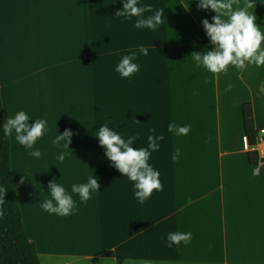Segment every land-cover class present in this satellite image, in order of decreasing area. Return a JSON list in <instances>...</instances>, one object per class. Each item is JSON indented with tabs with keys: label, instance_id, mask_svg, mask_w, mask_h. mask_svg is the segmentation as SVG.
I'll list each match as a JSON object with an SVG mask.
<instances>
[{
	"label": "crops",
	"instance_id": "obj_1",
	"mask_svg": "<svg viewBox=\"0 0 264 264\" xmlns=\"http://www.w3.org/2000/svg\"><path fill=\"white\" fill-rule=\"evenodd\" d=\"M252 2L248 11L264 32V0ZM138 4L162 11L155 31L135 28L136 17H117L123 0H0L5 117L23 111L29 124L47 121L48 132L35 145L40 158L11 135L15 188L40 263L264 264V163H249L242 114L251 103L255 128L264 129L258 92L264 65L212 74L191 54L211 49L202 20L211 23L214 12L196 0ZM141 45L147 55L139 53ZM132 52L139 72L121 78L115 67ZM170 123L190 128L177 136ZM103 124L125 140L137 136L133 147L147 148L151 129L164 136L149 160L162 191L145 203L137 202L132 182L111 166L93 136ZM66 130L69 148L53 145ZM92 175L100 191L82 203L71 186ZM53 180L73 196L74 214L42 210ZM169 232H190L192 239L167 247Z\"/></svg>",
	"mask_w": 264,
	"mask_h": 264
},
{
	"label": "clouds",
	"instance_id": "obj_2",
	"mask_svg": "<svg viewBox=\"0 0 264 264\" xmlns=\"http://www.w3.org/2000/svg\"><path fill=\"white\" fill-rule=\"evenodd\" d=\"M198 8L211 10L215 13L212 22L208 19L202 20L211 45V49L205 48L203 53L194 52L191 57L198 66H202L212 74L226 73L230 67L242 68L245 64H255L257 67L264 65V32L258 26L255 14L248 11L252 6V0H244L240 6L238 0H196ZM149 12L151 15L145 16ZM117 17L125 19L136 17L135 28H148L155 31L162 23V11H153L150 4L139 5L138 0H123L122 10L116 12ZM139 53L147 55V49L139 46ZM136 53L132 52L121 57L115 67V71L121 78L130 79L139 72V65L135 63ZM231 88V85H229ZM30 117L23 111L17 112L14 116L6 119L0 126V133L5 136L15 134L16 142L34 158L41 157V151L35 145L38 140L44 138L48 132L45 119H33L29 124ZM115 124V123H113ZM190 126H179L175 123L168 125V131L174 135H186ZM151 129L148 136V146L133 147L137 136H130L125 140L117 132L109 128V124L99 126L95 135L99 145L105 149V156L111 162V166L118 170L122 177L132 182L133 195L140 204L145 203L154 192L162 191V184L159 179L160 173L149 163L152 152L158 151L160 141L164 136L155 134ZM72 133L68 130L58 133L52 140L53 145H61L69 148ZM180 149L175 150L172 160L176 161ZM60 161L65 159V153L61 152L57 157ZM49 198L40 202L42 210L49 214L65 217L75 213L76 205L73 196L59 183L53 181L48 185ZM100 191L98 179L92 175L87 182L73 184L71 193L78 194L80 201L86 203L93 192ZM167 247L180 246L181 243L187 246L191 239L190 232H169L167 234ZM129 264H150L149 261H130Z\"/></svg>",
	"mask_w": 264,
	"mask_h": 264
},
{
	"label": "trees",
	"instance_id": "obj_3",
	"mask_svg": "<svg viewBox=\"0 0 264 264\" xmlns=\"http://www.w3.org/2000/svg\"><path fill=\"white\" fill-rule=\"evenodd\" d=\"M259 93L264 92L259 89ZM244 133L251 165L264 163L253 148L257 144L253 105L242 106ZM6 121L0 89V126ZM0 264H41L37 248L25 230L23 213L15 188L12 168L11 136L0 133Z\"/></svg>",
	"mask_w": 264,
	"mask_h": 264
},
{
	"label": "built area",
	"instance_id": "obj_4",
	"mask_svg": "<svg viewBox=\"0 0 264 264\" xmlns=\"http://www.w3.org/2000/svg\"><path fill=\"white\" fill-rule=\"evenodd\" d=\"M253 151L257 152L261 159H264V129L258 130L257 144Z\"/></svg>",
	"mask_w": 264,
	"mask_h": 264
},
{
	"label": "rangeland",
	"instance_id": "obj_5",
	"mask_svg": "<svg viewBox=\"0 0 264 264\" xmlns=\"http://www.w3.org/2000/svg\"><path fill=\"white\" fill-rule=\"evenodd\" d=\"M61 46H62V45H61ZM112 83L114 84V81H112ZM259 89H261V91L264 92V84L261 85V86H259ZM259 89H258V92H259ZM114 101H115V97H114V96L109 97V104H110V103H114ZM114 115H115V108L110 109V110H109V116H114Z\"/></svg>",
	"mask_w": 264,
	"mask_h": 264
}]
</instances>
